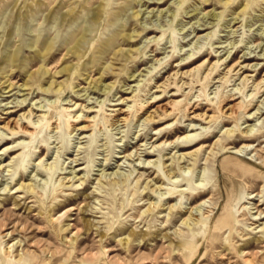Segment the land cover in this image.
<instances>
[{"label": "rangeland", "instance_id": "1", "mask_svg": "<svg viewBox=\"0 0 264 264\" xmlns=\"http://www.w3.org/2000/svg\"><path fill=\"white\" fill-rule=\"evenodd\" d=\"M107 8L0 0V264H264V0Z\"/></svg>", "mask_w": 264, "mask_h": 264}, {"label": "bare ground", "instance_id": "2", "mask_svg": "<svg viewBox=\"0 0 264 264\" xmlns=\"http://www.w3.org/2000/svg\"><path fill=\"white\" fill-rule=\"evenodd\" d=\"M93 2H98V1H100V0H92ZM113 1L114 0H106V5H108V8H109V6H111V4H113ZM108 8H107V10L104 12V10L102 11V15L103 16H106L105 17V19L108 21L109 20V17H110V13H109V10H108ZM136 18H140V14L139 13H137L136 14ZM91 22L92 23H94V24H98L99 25V31H100V29H101V27H102V25L101 24H99V21H98V18H97V15H96V13L92 16V19H91ZM130 23V19H128L127 20V22H126V24L128 25ZM126 25V26H127ZM56 27L58 26V24H56L55 25ZM125 26V27H126ZM90 28H91V25H90V27H88V29L87 30H85V32L83 33V35L76 41V43H75V45L71 48V49H69V51H68V54H66V56H64L63 58H61L60 60H59V65L62 63H65L67 60H68V58H67V55H69V52H72V50H78V49H80V48H82V49H85V48H87V47H89V52L88 51H86V52H88L89 54L90 53H92V52H94L95 51V49H96V43L95 42H93V40H92V38H89L88 37V33L90 32ZM154 32H156V30H154ZM131 43H133L132 41H130L129 39H128V37H127V35L124 37V44H131ZM119 53H117L116 55H115V59L118 57H122V56H124V53H123V51H118ZM88 54V55H89ZM57 58V55H54L53 56V58L51 59V60H55ZM57 65V64H56ZM237 66V65H236ZM236 66H234V67H236ZM240 65H238L237 67H239ZM248 69V67H243L242 69ZM238 69V68H237ZM68 70H69V68H68ZM110 68L109 69H106L105 70V72L103 73V75H102V78L104 79L105 77L106 78H109L110 77ZM66 71H67V69H66ZM61 72H55L54 73V75H56V74H60ZM181 76V75H180ZM244 80L245 81H249L248 80V78H244ZM161 87H163V88H165V90L167 91L171 86H170V84H169V87H166L165 85L164 86H161ZM24 88V87H23ZM159 88V87H158ZM45 91H47V90H45ZM99 91H102L103 93H105L106 94V92L108 91V88H103V89H101V90H99ZM110 92V91H109ZM174 96H178V94H172V97H174ZM162 98V97H161ZM161 98H154V101H152V102H147V104H146V106L145 105H143L142 107H148V106H151L152 104H155L156 103V100H158V99H161ZM117 101H122L121 102V105L123 104H125V103H128L129 101H131V100H127V99H124V100H122V97H120V99L119 100H117ZM25 102H27L26 101V99H24L23 100V102H16V103H18V104H24ZM174 103V102H173ZM53 104V103H52ZM172 104V102H170V103H167V104H163L164 106H162V107H158L157 109H162L163 111H165L166 113H168V110H169V106ZM55 105V104H54ZM75 105V104H74ZM76 106V105H75ZM52 108H55V106H51ZM77 107V106H76ZM80 108H81V105L79 106ZM83 107V106H82ZM43 108V107H42ZM85 108H88V107H85ZM57 109V108H56ZM130 107H128V110H122V109H118V110H115L116 112H117V115H116V117L115 118H117V120H116V122H115V125H117L118 123H121V122H123V123H125V122H127L128 121V119H129V111H130ZM55 111V109H51V110H49L48 112L49 113H53ZM47 112V113H48ZM81 112V111H80ZM82 112L84 113L85 111H84V109L82 110ZM90 112H92L90 109H88V111H87V113H90ZM15 113H16V111H11V112H7L5 115H7V117L6 118H1L0 117V119H4V121H5V125H4V127H3V129H8V130H10L14 135H19L20 134V132H27V130L29 129V128H31V123L34 125V123L33 122H31V121H33L32 120V116H33V113H32V111H30L29 112V114L25 117V118H29L28 119V121H30V124L28 125V126H22V124L20 123V121H22V119H20V120H15V119H11L12 118V116L13 115H15ZM51 113V114H52ZM50 114V115H51ZM156 114H157V110H154L153 112H151V113H149L148 115H147V117L144 119V121L145 122H152V123H154V121L156 120ZM227 114H228V112H227ZM234 113L233 112H231L230 113V115H233ZM168 116H170V115H173V113L171 112V113H168L167 114ZM202 115V114H201ZM23 116H25V115H23ZM49 116V115H48ZM48 116L47 115H45V116H43V118L45 119H47V123H48V125L49 126H51V127H53V129H59V123H58V121H61V118H59V115H56V116H50V118H48ZM40 119V118H39ZM210 119V118H209ZM95 120V118L94 119H92V120H89V117H88V115H84V116H81V115H79V116H74V122H80V121H82V122H84V123H87V121H94ZM68 124L70 125V122H68ZM90 125V124H89ZM55 126V127H54ZM74 126H76V125H74ZM74 131H86V130H88L89 129V126L86 124V125H83V126H79V127H74ZM183 138V137H182ZM147 155L148 156H150L151 155V153H147ZM148 163H150V161L148 162ZM259 217V216H258ZM194 264V263H193Z\"/></svg>", "mask_w": 264, "mask_h": 264}]
</instances>
